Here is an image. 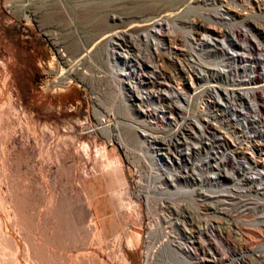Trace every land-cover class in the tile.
<instances>
[{
  "label": "rangeland",
  "instance_id": "rangeland-1",
  "mask_svg": "<svg viewBox=\"0 0 264 264\" xmlns=\"http://www.w3.org/2000/svg\"><path fill=\"white\" fill-rule=\"evenodd\" d=\"M78 5L70 0H0V212L15 225L18 247L27 244L29 261L42 264H145L148 250L154 248L162 264H184L182 257L196 261L202 244L213 252L211 259L234 252L235 264H264V248L250 250L237 245L243 239L240 227L259 232L264 225V169L249 168L254 154L245 153L236 143L245 133L227 135L220 149L215 146L222 132L218 131L212 141L204 138L202 141L213 142L209 146L213 148L208 153L199 150L198 159L205 161L201 165L190 158L186 147L203 146V132H199L203 122L188 114L185 119L178 118L165 102L156 101L159 94L153 85H143L156 79L170 85L176 96H181L176 105L189 104L192 111L203 97L225 106L217 96L209 98L216 84L200 71L203 65L216 68L225 74L218 85L231 89L232 81L226 75L233 65L243 64L237 61L239 56H249L230 36L219 33L229 29L222 23L234 22L226 13V4L208 1L198 12L182 13L184 19L202 20L199 14L217 16L214 13L219 19L225 17L224 21L217 19L219 24L203 22L213 34L202 27L195 32L179 21H159L148 31H139L144 42L150 37L149 48L155 56L161 53L171 57L163 61L158 58L155 63L165 68H155L154 74L148 72L153 68L142 70L137 53L119 49L120 42L100 47L96 41L91 43L87 30L78 22L82 12ZM253 11L256 15L236 18L235 24L247 32L251 42L264 46V11ZM177 38L184 42L173 43ZM202 41L217 46L230 59L207 57L212 48L200 51ZM176 53L185 57L178 61ZM130 60L135 68L126 65ZM72 65H76L75 70L67 73L71 83L63 88L53 86L57 70H69ZM172 101L175 104L177 100ZM150 111L155 116L146 117ZM101 116L110 121V127L89 132L88 123ZM232 117L234 128L251 126L242 118ZM132 126L151 151L129 141ZM218 126L213 121V127ZM259 126L264 134V121ZM183 130L187 144L182 146V156L160 150L150 138L168 139L169 134ZM249 134L255 144L264 146L263 137ZM238 152H244L246 158L238 157ZM229 158L250 181L234 184L227 175L236 176V171L231 165L224 166ZM172 160L177 166L173 167ZM163 169L170 173L167 177L189 174L192 179L187 178L177 188L167 181L165 193L156 178ZM215 172L225 174L222 181L210 178ZM199 189L208 194L202 202L194 192ZM238 190L247 204L234 202L231 207L220 203L228 198L229 191ZM167 203L188 207L199 225L173 215L164 208ZM1 221L0 264H22L21 257L25 259L7 242ZM180 243L191 247L192 252L179 250ZM151 254L148 260L154 256Z\"/></svg>",
  "mask_w": 264,
  "mask_h": 264
},
{
  "label": "bare ground",
  "instance_id": "bare-ground-1",
  "mask_svg": "<svg viewBox=\"0 0 264 264\" xmlns=\"http://www.w3.org/2000/svg\"><path fill=\"white\" fill-rule=\"evenodd\" d=\"M208 1H211V3H213V4L216 2L226 4V6H227L226 13H227V15H229V14L231 15V18H232V20H234V22L222 23L221 25L227 26L229 29H228V31L224 30V31H220L219 33H221L222 36H224V35L230 36L232 38V41H234V43H233L234 45H237L238 47H240L241 50H244V51L249 53V56H247V57L239 56L237 61H239V62L242 61V63H243L242 65L237 64V65H233L232 68L230 67L231 72L226 75V78L227 79L229 78L232 81L233 87L231 86L232 87L231 89L224 88L223 86L218 85V83L221 82L222 79H225V74H222L219 70H217L216 68H214L210 65L209 66H205V65L201 66L202 64L201 65L198 64L199 66L202 67V70L200 69L201 67H199V69L201 70L200 73H205V77H208L210 79V81H213L214 84H216L213 87L215 91H214V93L208 95L209 98H213V95H214V97L217 96L218 98H220L225 103V106H221V104H219V102H217V100H214V101L207 100L203 97L200 99L201 102L199 103V105L195 106V110L192 111L191 106L189 104H188V106H184L182 104L176 105V103L177 104L179 103V100H180L179 96L180 95L176 96V93L173 91V89L171 88L170 85L165 84V83H163L157 79L155 82H152V84H151V82H146L143 85H146V86H152L153 85V87L156 90L155 92H157L159 94L158 99L156 101H158L162 105L165 102V105L169 109V111H173V112L175 111V114L178 118L185 119V118H187L186 114H188L189 116L196 117L197 119H199L200 122H203V124H201L202 130L199 131V132H203L202 137H200L201 141L204 138L211 140L214 137V139H216V136H215L216 133L218 131L222 132L223 134L222 133L220 134L221 139L220 138L216 139V141H218V143H216V146H215V148L217 147L220 149L221 146L225 145V142H226L225 138L227 137V135H228V137H234L236 135V133H238V132L239 133L253 132L257 135L263 134L259 130V127H260L259 123L260 122L263 123V121H264V98L262 96L264 93V74H263V72H264V46H261V44H258V43L251 42V40H249V36H248L247 32L244 29L237 27V25L235 24V21L238 18H239V20H240V18L243 20V19H245V16L247 17V16H251V15H256V13H254L253 10H258L259 11L258 14H261L262 11H264V0H70V2L72 4H74V3L79 4L78 6L82 8V12L78 16V22L81 23L84 26V28L87 30V36L89 37L88 40L90 39V42L96 41L97 45L99 44V47L105 43L106 44L111 43V45L115 46V45H117L116 44L117 42H120V44L117 45V47L119 49H122V50L126 49L127 52H135L139 55L141 61L143 62L140 65L142 70L146 71V70L153 68V70L148 71L149 74H154V72H155L154 69L158 68L159 66H160L159 68H161V67L165 68L164 65L158 66V64L155 63V61L158 58H160V61H163L164 58L171 60V57L166 56V55L161 54V53H160V55L155 56V53L151 52L150 48H149V44H150V40H151L150 37L148 36V38H149L148 42H144L139 36V34H140L139 31H148V28L155 27L156 25L160 24L159 21H163L164 24H165V22L170 23V22L179 21L180 24L190 27L195 32L199 28L202 27L207 33L213 34V29L204 23H205V21H208L211 23H216V24L218 23L219 24V22H217V21H219L220 19H222L224 21V19H226V18L223 17V18L219 19L218 13L217 14L214 13L218 17L217 16L211 17L212 15L205 16V15L199 14V17L203 18L202 20H198V19H194V18L193 19H190V18L184 19L182 17V13L185 10L190 11V12L191 11H197L198 9H201L202 6L206 5ZM213 11H216V9L214 8ZM239 11L244 12V14L243 13L241 14ZM245 12H247V13H245ZM217 19H219V20H217ZM177 42L183 43L184 40L177 38L173 41V43H177ZM200 46H201L200 51L205 50L204 49L205 47L212 48L206 52L207 57H219V56L226 57L227 56V54L223 50L218 48L217 46L216 47L215 46H209L208 42L202 41V43H200ZM183 51L184 50H182V53H183ZM182 53L181 54L176 53L178 61L181 60L182 56L185 57V54H182ZM199 55L201 58L202 54H199ZM227 59L229 60L230 58L228 57ZM126 65L128 67L135 68L133 61L131 62V60L127 61ZM186 65L184 64L182 71L184 70V67H186ZM75 67H76V65H72L69 70H64L63 68H59L57 70L58 77L56 78V80H54L52 82V85L63 88L66 86V84H70L71 81L68 80L69 77L67 76V73L74 71ZM196 68H197V66H196ZM131 86H130V89H133V87H131ZM170 90H172V91L170 92ZM166 92L171 94V96H168V97L164 96L163 97L162 96L163 93H166ZM215 92H216V94H215ZM181 95H182V93H181ZM172 100H177V101H175V104H173ZM154 101H155V99L153 100L152 103H154ZM143 102H144V100H143ZM218 106L222 110L220 108L217 109ZM177 110H178V112H177ZM155 114L156 113L154 111H150L146 114V117H152L153 115L155 116ZM232 116H235V118H237V119L242 118L247 123H249L251 126L245 125L242 128L241 127L240 128H234V126H231V124H230L231 121L234 120V118ZM257 117H260V118L257 119ZM213 121L217 122L219 124V126L217 128L213 127ZM181 128H183V127H181ZM131 130H132L131 131L132 133L129 132L130 133L129 134L130 135L129 141L133 144H140L141 143V145L144 148L151 151L152 147H148L146 145L144 146V144H143L144 142H142L141 140L138 139V137H137L138 135L136 134L137 128L132 126ZM184 130H183V132H173L172 135L169 134L168 139L164 138V137L162 139H160V138H158V136L156 137L155 135H154L155 137L150 136V138H152L154 140V145L158 146L160 148V150H166L170 154H172V152H173L174 154H176L178 156H182L183 155V153H182L183 147L182 146H184V144L186 143L184 141V138H185L184 137L185 136ZM195 134H197V133H195ZM175 138H177V139H175ZM224 140H225V142H224ZM212 143L208 142V141L207 142L202 141L203 146H199V145H201V144H199L198 147H192V146H190L192 144L188 143L191 148L186 147V150L189 149L191 151L190 152V158H192L194 161L197 160V161L201 162V165H203V164H205V161H203V159L202 160L198 159V157L200 155L199 150L207 152V150L209 148H211V147L213 148V146L209 147L210 144H212ZM195 144H197V143H195ZM153 149H155V148H153ZM244 149L249 151L246 153L247 154L249 153L250 156L252 154H254V156H251L253 158H251V160L248 162V164L250 166L249 168H251L253 170L258 169V168L264 169V158H262L264 156V151L261 148L254 147L253 145H250V144L245 145ZM215 152H217V151H215ZM237 156L246 158V156H244V152H238ZM151 157L154 158L153 156H151ZM178 160H181V159H178ZM172 164H173V167L177 166V163H175V160L174 161L172 160ZM236 164L237 163L235 161H233L232 158H229V161L226 162V164H224V166L226 167L227 165H231V168L234 171H236V176H231V175H227V176L231 177L234 184H236V185L238 184V186H239L240 182H241V184H243L244 182L247 183L249 178H245L246 175L244 173V170H240L239 167H236ZM217 165H219V163ZM198 166H200V165H197V168H198ZM177 168L179 170H181V168H183V167L181 165V166H178ZM215 168H218V167L215 166ZM218 169L221 170V167ZM182 170L185 171L187 169H182ZM162 171H164V172L163 173H158V172L156 173V178L158 179V182L159 181L162 182L161 187H159V189H161L162 191L165 190L164 191L165 193H166L167 187L163 188V186L166 185L167 181H168V184L170 181V185H172V187L174 186L175 188H177L181 184V182H184L187 178H190V180L192 179L191 178L192 176L189 174L185 175V176L184 175L183 176L169 175V177H167V175L170 173L165 169H163ZM241 171H243V172H241ZM224 176H225V174H223V173L217 174L215 172V173H213V176L210 178L215 179L217 177L216 178L217 181H220V180L222 181ZM1 177H2V173L0 174V178ZM193 180L197 181L198 179L196 178ZM202 181H204V178H202ZM195 183H196V185H199V183H197V182H195ZM205 183H208V182L206 181ZM216 185H218V183ZM194 192H196L195 194L198 197L199 201H201V202L203 200L202 198L204 196L208 195V194H206L205 191L204 192L200 191V189L197 191H194ZM239 192H240L239 190L237 192L229 191V194L227 196L228 198H224V199L220 200V203L223 205H228V206L233 207V205L235 204L234 202H238L239 204H241L242 202H246L243 198H240V196L244 197V195L239 194ZM210 196L215 197V194L210 195ZM251 200H253V199H251ZM246 204H247V202H246ZM246 204H244V205H246ZM256 204L257 203L255 202V205ZM0 206H1V200H0ZM174 206H175V204H174ZM174 206L168 204V205H164V208L166 210H170V211L172 210L171 213L173 215H176V217L188 218V219H190V222L192 224H194V222H196L194 219L195 216L193 215V213H191V210H189L188 207H186V206H175L174 207ZM213 207H214V205H213ZM257 207H258V205H257ZM173 210L175 211L174 213H173ZM2 213L3 212H0V219L2 218L1 222L3 223V226L6 229V234L4 237H6V240L10 245H13L17 248V249L15 248L14 250H17V252L20 254V256L24 257L25 260H23L21 257V260H20L21 263L22 264H42L40 262L34 263V262L29 261V246L27 244H24L23 246L20 244V247H18L19 242H17V239H16L15 225L13 223L10 224L8 219L7 220L5 219L7 216L4 218L5 215H3ZM258 218H260V216ZM196 223H198V222H196ZM64 225L67 226V223L64 222ZM93 225H95V224H93ZM198 225H199V223H198ZM67 228H68V226H67ZM196 228H197V233L200 234L201 233V229H199L200 227L196 225ZM240 230H241L243 239H242V241L238 242L237 245H240L242 248H247L250 250H256V248H264V225H262V228L260 229L259 232L256 230L249 229V228H241V227H240ZM193 233H195V230L194 231L192 230V233H191L192 237L194 238L195 236L193 235ZM240 236H241V234H240ZM128 240H129L128 246L131 247L133 241H132V239H130V235H129ZM2 243H4V242H2ZM211 243H209V244H211ZM178 249L181 251H184V252H189V253L192 252L191 247H184V245L181 243L179 244ZM157 250H158L157 248H154V250H152V249L148 250V254L146 255V258H145V264H162L161 259L159 258L158 254L156 253ZM18 253H16V255ZM150 253H152L151 254L152 256L153 255L155 256V259L153 256L150 260H148V256ZM226 253H228V252H226ZM0 254H1V252H0ZM5 255H4V257H7ZM210 255L212 256L213 252H210V251L208 252V250L206 251L205 246L200 244V254H195L196 257L194 258L196 261L193 262L191 260V262H190V261L186 260L184 257H182V256L181 257H182V262L184 264H235L234 260L232 259L234 256V252L227 254V255H223L222 257L215 258V259H211ZM17 256H19V255H17ZM186 258H188V257H186ZM2 259H3V257H2ZM6 262H7V260H6ZM9 263L10 262L8 261L7 264H9Z\"/></svg>",
  "mask_w": 264,
  "mask_h": 264
},
{
  "label": "built area",
  "instance_id": "built-area-1",
  "mask_svg": "<svg viewBox=\"0 0 264 264\" xmlns=\"http://www.w3.org/2000/svg\"><path fill=\"white\" fill-rule=\"evenodd\" d=\"M86 121L88 122L89 120L87 119ZM110 125H111L110 121L107 118H105V116H101V117H98L95 120V123H91V122L88 123L87 128L89 129V132L90 131L95 132V131H98V130L106 129L107 127L109 128ZM249 133H251V132H246L242 136L237 137V142L236 141H234V142L242 145L243 149H244L245 145L250 144V145H253L254 147L261 148L264 151V146L263 145H262V147H263L262 148L260 145L255 144L252 139H249L251 137V135ZM257 136L263 137V139H264V134L257 135ZM234 137H236V135ZM233 146H235V145H233ZM246 151L249 152L248 150H246ZM246 151H244V152L246 153Z\"/></svg>",
  "mask_w": 264,
  "mask_h": 264
},
{
  "label": "trees",
  "instance_id": "trees-1",
  "mask_svg": "<svg viewBox=\"0 0 264 264\" xmlns=\"http://www.w3.org/2000/svg\"><path fill=\"white\" fill-rule=\"evenodd\" d=\"M70 91V90H69Z\"/></svg>",
  "mask_w": 264,
  "mask_h": 264
}]
</instances>
